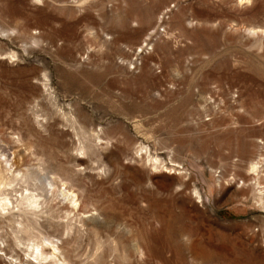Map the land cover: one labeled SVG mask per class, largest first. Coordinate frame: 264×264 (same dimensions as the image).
<instances>
[{"label": "rangeland", "instance_id": "1", "mask_svg": "<svg viewBox=\"0 0 264 264\" xmlns=\"http://www.w3.org/2000/svg\"><path fill=\"white\" fill-rule=\"evenodd\" d=\"M0 264H264V0H0Z\"/></svg>", "mask_w": 264, "mask_h": 264}]
</instances>
